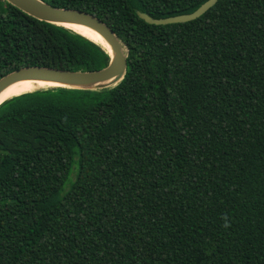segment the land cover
Segmentation results:
<instances>
[{"label": "trees", "instance_id": "trees-1", "mask_svg": "<svg viewBox=\"0 0 264 264\" xmlns=\"http://www.w3.org/2000/svg\"><path fill=\"white\" fill-rule=\"evenodd\" d=\"M110 27L124 78L0 106V264H264V0H42ZM98 43L0 0V79Z\"/></svg>", "mask_w": 264, "mask_h": 264}, {"label": "water", "instance_id": "water-1", "mask_svg": "<svg viewBox=\"0 0 264 264\" xmlns=\"http://www.w3.org/2000/svg\"><path fill=\"white\" fill-rule=\"evenodd\" d=\"M5 1L14 5L30 16L50 24L63 27H66V24H76L91 29L97 33L104 40V42L107 43L110 48V51L107 50V52L110 54L111 59L109 65L106 68L92 72H74L38 66L21 68L0 79V95L11 85L26 80L51 83L56 85V87L61 88L100 90L115 86L124 78L128 67V61L122 43L114 31L98 17L84 11L56 8L42 0ZM218 2L219 0H208L199 9L191 14L164 19H154L150 15L142 12H138V15L147 23L154 25L186 23L200 18ZM4 102H2L0 106Z\"/></svg>", "mask_w": 264, "mask_h": 264}, {"label": "bare ground", "instance_id": "bare-ground-1", "mask_svg": "<svg viewBox=\"0 0 264 264\" xmlns=\"http://www.w3.org/2000/svg\"><path fill=\"white\" fill-rule=\"evenodd\" d=\"M65 26L75 31L76 33L82 34L83 36L99 43L101 46H104L106 50L110 51L109 50L110 48L107 45V43L104 42V40L91 29L85 26L76 25V24H66ZM48 88H56V85L51 84V83L35 82V81H30V80L17 82L2 92V94L0 95V104L6 100L9 101V99L13 97H16V96H19L25 93L35 92V91L42 90V89H48Z\"/></svg>", "mask_w": 264, "mask_h": 264}]
</instances>
